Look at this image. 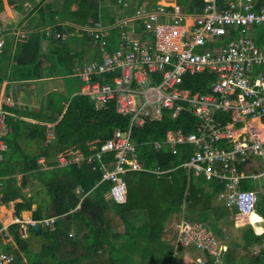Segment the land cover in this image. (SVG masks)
Instances as JSON below:
<instances>
[{
	"label": "trees",
	"instance_id": "trees-1",
	"mask_svg": "<svg viewBox=\"0 0 264 264\" xmlns=\"http://www.w3.org/2000/svg\"><path fill=\"white\" fill-rule=\"evenodd\" d=\"M142 1L139 0L138 4ZM43 2H37L29 17L18 22L25 30L24 35L11 33L12 25L0 31V36L6 34L5 47L0 53V80L6 78L11 83L63 76L68 78V84L81 83L78 77L71 76L76 65L99 59L96 50L89 49L92 39L82 26L94 25L101 20L100 1L62 0L61 8L56 7L57 0L50 2V6ZM117 2L112 0L113 4ZM178 2L186 11H201L206 5L205 0ZM9 3L13 9L23 12L21 0H9ZM3 8L4 1L0 0V12ZM103 19L105 21V17ZM59 32L67 33L69 37H57ZM118 37V30H113L111 49L116 46ZM45 39L49 41L47 53L43 49ZM256 39L258 43H264V26L258 29ZM214 79V74L207 72L189 75L186 86L194 91H208ZM3 107L11 112L7 120L12 130L10 149L0 161V203L8 205L20 199L15 202L16 214L31 210L33 218L40 220L69 212L77 206L83 194L90 192L82 200L81 208L64 218L59 217L52 227L45 226L40 233L29 224V236L25 237L21 224L13 223L8 227L12 240L5 242V232L0 231V253L13 252L16 255V260L9 264H24L23 257L28 264H65L62 261L68 255H108L109 264H136L132 257H145L150 264H167L173 253L169 243L174 245L176 235L170 226L174 221L210 217L211 228L220 239L226 237L224 225H235L234 210L217 200L218 193L225 188L223 183L193 176L186 168H175L188 159L192 145L180 146V152L176 154L169 147L156 150L152 146V141L164 139L171 128L194 131L197 119L189 111H183L178 118L166 111L160 120L133 127L132 138L145 167L175 169L164 174L149 170L129 171L126 174L127 201L118 203L112 200L111 181H101L103 171L100 166L95 168L94 164L85 162L61 167L56 163V155L60 151L89 154V140L101 138L104 141L112 136L116 127L127 129L131 121L129 115L118 113L114 103L98 109L88 95L76 93L67 97L56 89L45 94L38 110L23 109L18 104ZM48 123L53 124L54 139L43 145L50 128ZM23 134L40 145L33 155L20 152ZM41 156H45L48 167L40 164ZM242 186L252 189L255 184L252 179H246ZM42 191L47 195L43 196ZM258 210L264 216V195H261ZM254 219L259 217L254 216ZM119 220L124 224V230H113L114 223L119 224ZM2 227L0 221V230ZM72 229L74 235H71ZM241 229L236 246H259L256 254L246 255L249 262L246 260L242 264H264V232L258 233L253 226ZM38 238H43V242L35 247ZM236 246L233 251L227 250L222 258L236 255ZM188 248L204 254L195 245ZM221 260L216 261L205 253L204 264H227Z\"/></svg>",
	"mask_w": 264,
	"mask_h": 264
},
{
	"label": "built area",
	"instance_id": "built-area-1",
	"mask_svg": "<svg viewBox=\"0 0 264 264\" xmlns=\"http://www.w3.org/2000/svg\"><path fill=\"white\" fill-rule=\"evenodd\" d=\"M205 1L201 11H186L178 1H158L155 7L143 4L130 13H126L127 0H118L116 12L108 1L102 5L101 20L82 27L99 59L76 65L71 76L80 79L79 92L90 96L98 109L114 103L117 112L129 115L131 121L127 129L116 127L104 141H89L91 152L87 155H60L59 166L81 162L100 166L101 181H111L112 200L118 203L127 201L129 171L164 174L186 168L193 176L225 185L217 200L234 210L232 218L237 228L253 226L263 233L264 217L258 203L264 195V43H258L256 37L264 26V0ZM15 26L13 34H25L18 24ZM113 30H118L119 37L111 49ZM65 36L57 34L62 39ZM5 43L6 34L0 36V53ZM204 72L215 76L208 91L186 86L187 76ZM10 91L9 80L1 79L0 161L10 149L6 121L10 112L3 106L17 104ZM166 111L173 118L189 111L197 119L195 130L171 128L164 139L152 141V146L156 150L169 147L175 154L182 145H192V150L178 167L147 169L132 129L160 120ZM246 179L261 182L245 189L242 182ZM67 215L36 220L23 212L17 215L14 209L10 224L20 223L26 237L29 224L40 222L43 227H52L59 217ZM211 222L208 217L182 218L173 223L175 247L186 246L184 249L190 251L189 246H197L204 254L191 252L201 264L205 253L220 261L229 245L212 230ZM0 231L5 232V242L12 240L8 226ZM175 254L168 264H174ZM15 259L11 252L0 253V264Z\"/></svg>",
	"mask_w": 264,
	"mask_h": 264
},
{
	"label": "crops",
	"instance_id": "crops-1",
	"mask_svg": "<svg viewBox=\"0 0 264 264\" xmlns=\"http://www.w3.org/2000/svg\"><path fill=\"white\" fill-rule=\"evenodd\" d=\"M36 1L39 2L40 0H36ZM51 1H54V0H44L43 3L45 5V2L48 3V2H51ZM99 1H100V5L101 6L105 2L110 1L111 4H112V7L115 10V12H116L117 9H119L118 2H117V4H113L112 3V0H99ZM127 1L129 2V7L126 8V13H130L136 7L141 6L143 4L148 5L150 7H155L158 1L159 2H162V3L170 4V3H174L175 1H178V0H153L154 5L152 3L150 4L149 2H147V0H143L142 3H140V4H138L139 3V0H127ZM57 3L58 4L56 5V7L61 8V6H62V0H57ZM8 6L10 7L9 4H8ZM75 7H76V5L73 6V8H75ZM18 12H20V11H18ZM18 12H16V13H18ZM24 12H25V7H24L23 12H20L23 15L20 20L24 19L25 17H29V11L25 15H24ZM15 24H18V22L17 23H13L12 25H15ZM63 34L66 35L65 38H63V39H67L68 38V34L67 33H63ZM48 44H49V41L47 39H45L44 42H43V49H44V51L46 53L48 51ZM67 79L65 77H63V76H56V77L44 78V80L41 82L42 85H39V88L42 89L44 92L41 94V98H40L39 92H38L39 98H38V100L35 99L36 103L35 102H32V99H33L32 98L33 97L32 94L37 95L36 94V91L39 90V88L36 89L37 85H36V83H33V82L38 81L39 79L38 80L34 79V80H30V81L29 80H27V81L26 80H23V81H11V83L9 82V88L15 94H18L19 92H23V91L25 93V96H27L29 94V102H24V100L22 98L23 95L22 94H18L21 97V100H23L21 103L18 104V106L20 108L29 109V107H30V108H33V109H37L38 110V108H40V106H41V102L40 101L44 99L45 94L48 93L50 90H53V89L59 90L60 92H62L63 94H65L67 97H71L73 94L80 93L79 92L80 82L79 83H76V84L75 83L74 84H68ZM9 114H11V112ZM6 121H7V124L9 125L10 132H11L12 127L8 123L7 117H6ZM48 126L50 128L48 129L46 140L42 142L43 145L46 144V143L48 144V143L52 142V140L54 139V133H53V130L51 129L52 126H53V124L48 123ZM10 132H9V135H10ZM89 141H91V140H89ZM89 141L87 142V144L89 143ZM88 149H89V144H88ZM89 151H90V149H89ZM62 154L73 155V154H84V153H82V152H78V153L75 152L74 153L73 152V153H69L68 154L66 151H60L56 155V163H57L58 166H59V157ZM85 155H87V154H85ZM39 162L44 167H48V163L46 162L45 156L39 157ZM83 163H85V162L73 163V164L81 165ZM61 167H66V166H61ZM146 171H148V170H146ZM20 177H21V175H19V178ZM84 195L85 194H83V196L81 197V200L78 202L77 206L75 208H73L72 210H70L69 212H67L68 214L74 212L75 210H77L79 208H81V206H82V200L85 197ZM12 202L14 204H12ZM5 206H6V208H5ZM14 209H15V200L14 201H11L10 204H8V205L7 204L0 203V221L3 224V227H6V226L9 227L11 225L10 224L11 223L10 221L12 219H10L9 221H7V220L12 215ZM23 215L30 217V216H32V211L31 210H25V211H23ZM175 222H177V221H174L173 223H175ZM173 223L170 226H172ZM122 226H123L122 229H119L118 228V230H121V231L124 230V224ZM114 229L115 228L113 226V230ZM238 229H241V228H238ZM259 229H260V231H262V228H259ZM238 231H241L242 232L243 230H238ZM231 236L234 237L233 232L231 233V235L229 233H227L226 234V237L223 238V240L229 245V249H232V251H233L235 249V246L237 245V241H239L240 238L238 236V237H234V239L230 240V237ZM4 241H5V239H4ZM172 246L174 247L173 244H172ZM236 248H237L236 249L237 250L236 251V255L230 256L228 258H225L224 257V258H222L221 262L224 263L226 261L227 264H242V262H245L246 260L248 261L246 255H248V254H256L258 252L259 246H258V244H254V245H251V246H248V247L236 246ZM229 249H228V251H229ZM11 253H13V252H11ZM13 254H15V253H13ZM172 256H173V253H172L170 259L168 260V262L171 260ZM23 258H25L24 261H23V263L24 264H28L26 257H23ZM109 259L110 258L108 257V255H105V256L104 255L103 256H90V257H86V256H82V255H76V256H72L71 255L69 258H67V257H66V259L64 258L62 262H64L65 264H95V263H97V264H109V263H111L109 261ZM131 259H134L136 264H150V262L145 257H132ZM168 262H167V264H168ZM174 264H201V263H198L195 260V257H193L192 261H190L188 259L185 260L183 258L182 261H179L178 260L177 262H174ZM202 264H204V263H202Z\"/></svg>",
	"mask_w": 264,
	"mask_h": 264
},
{
	"label": "rangeland",
	"instance_id": "rangeland-1",
	"mask_svg": "<svg viewBox=\"0 0 264 264\" xmlns=\"http://www.w3.org/2000/svg\"><path fill=\"white\" fill-rule=\"evenodd\" d=\"M4 1V8L2 9V11L0 12V31H3L5 28L9 27V25H12L13 23H17L20 21L21 17L23 16L22 13L18 12L17 10L13 9L9 3V0H3ZM153 0H147V2H149L150 4L152 3ZM23 6L25 7V12H24V15L27 14V12L29 11V13L32 11L33 7H35L36 3L38 1H32V0H21ZM53 2V1H51ZM8 4L10 5V7L8 6ZM45 5L46 6H50V2H45ZM18 12V13H16ZM26 18V17H25ZM27 24V21H25L24 25ZM14 29H16V26L15 25H12V30L10 32H12ZM14 33V32H12ZM8 35V34H7ZM69 37V36H68ZM89 46V49L92 50L90 44H88ZM38 80V79H37ZM44 79H41V80H38V81H35L33 83H36L37 88H39V85H42V81ZM30 85V84H29ZM67 89V88H66ZM38 92H39V96L41 98V94L44 92L42 89L39 88V90L36 91V94L37 95H33V99H32V102H35V99L38 100L39 96H38ZM9 94L12 95V101L17 104L21 103L23 100L24 102H29V94L27 96H25V93L24 91L23 92H19L18 94H22L23 95V100H21V97L18 95V94H15L12 90L9 92ZM39 102V101H38ZM41 102V101H40ZM39 109V108H38ZM21 145H22V149L20 152H23L24 154H34L35 152H37L40 148V145L34 141V140H29L28 137H26L25 134L22 135L21 137ZM16 155L20 156L17 152H16ZM21 179V177L19 178ZM261 181L260 180H256L254 182L255 185H257L258 183H260ZM33 185H31V188H32ZM38 186H41V184H38ZM27 192H29V187L27 188ZM43 193V196H46L47 194L45 193V191H42ZM111 216H114V213L110 212L109 213ZM4 218V217H3ZM9 221V220H8ZM117 221V220H116ZM119 224L117 223H114V228L118 230L119 229H122V223L121 221L119 220ZM72 224H74V221L72 222ZM263 226H264V223H261ZM225 227V231H226V234L229 233L231 235V233L233 232V235L234 237H238L239 235H241V231H238V230H242V229H238L235 225L231 224V225H224ZM75 234V230L72 229L71 230V235H74ZM29 236V235H28ZM233 236L230 237V240L234 239ZM28 240H29V237H28ZM38 241L36 242L35 244V247H39L41 245V243L43 242V238H38L37 239ZM169 245L171 246V248L173 249V251H176V254L174 255V262H177L178 260L179 261H182V259L184 258L185 260L188 259L190 261H192L193 259V254L190 251L186 250V249H182L181 247H175V244H174V247L172 246V243H169ZM238 253V252H237ZM69 258L70 255L68 256H65V259ZM68 260V259H67ZM97 264V263H95Z\"/></svg>",
	"mask_w": 264,
	"mask_h": 264
},
{
	"label": "water",
	"instance_id": "water-1",
	"mask_svg": "<svg viewBox=\"0 0 264 264\" xmlns=\"http://www.w3.org/2000/svg\"><path fill=\"white\" fill-rule=\"evenodd\" d=\"M18 200H20V199H16L15 202L18 201ZM12 204H14V203L12 202ZM43 228H44V227H43L42 223H40V222L37 223V224L35 225V227H34L35 231L38 232V233H40V232L42 231Z\"/></svg>",
	"mask_w": 264,
	"mask_h": 264
},
{
	"label": "bare ground",
	"instance_id": "bare-ground-1",
	"mask_svg": "<svg viewBox=\"0 0 264 264\" xmlns=\"http://www.w3.org/2000/svg\"><path fill=\"white\" fill-rule=\"evenodd\" d=\"M5 208H6V206H5ZM4 216H5V215H4ZM10 219H12V215L9 217V219H8V220H10ZM8 220H7V221H8Z\"/></svg>",
	"mask_w": 264,
	"mask_h": 264
},
{
	"label": "clouds",
	"instance_id": "clouds-1",
	"mask_svg": "<svg viewBox=\"0 0 264 264\" xmlns=\"http://www.w3.org/2000/svg\"><path fill=\"white\" fill-rule=\"evenodd\" d=\"M263 216V215H262ZM264 217V216H263Z\"/></svg>",
	"mask_w": 264,
	"mask_h": 264
}]
</instances>
